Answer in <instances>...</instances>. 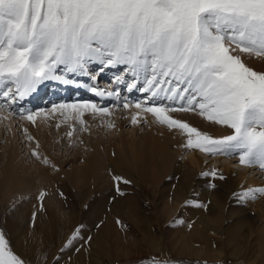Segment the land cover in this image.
Instances as JSON below:
<instances>
[{"label":"snow or ice","instance_id":"snow-or-ice-1","mask_svg":"<svg viewBox=\"0 0 264 264\" xmlns=\"http://www.w3.org/2000/svg\"><path fill=\"white\" fill-rule=\"evenodd\" d=\"M238 52L264 57V0H0L4 97H23L45 80L69 83L55 74L60 65L81 74L90 62L125 65L132 77H143L146 86L141 91L179 104L165 107L153 101L151 107L137 103V109L169 128L183 130L188 147L212 154L238 153L241 164L264 169V72L248 67ZM116 79L123 82L119 75ZM135 87L132 83L129 90ZM60 107L78 114L81 110L108 114L107 108L94 104ZM197 109L199 115L233 133L213 139L167 115ZM137 116L133 115V124ZM24 118L35 122L31 114ZM210 175L215 177L216 172ZM117 192L124 194L119 186ZM255 192L264 193V188L244 196ZM0 264H23L2 233Z\"/></svg>","mask_w":264,"mask_h":264},{"label":"rangeland","instance_id":"rangeland-1","mask_svg":"<svg viewBox=\"0 0 264 264\" xmlns=\"http://www.w3.org/2000/svg\"><path fill=\"white\" fill-rule=\"evenodd\" d=\"M238 54L248 67L257 72H264V57L242 52H238ZM123 66L125 67V65ZM60 68L62 70L63 65H60ZM109 68L111 67L107 69ZM126 68L123 69V72H119V76L124 72L126 74ZM55 74L60 75L59 73ZM129 74L122 75V77H124L123 80L129 78L130 84L137 83L136 81L141 79V77L134 78ZM117 76L114 75L116 81ZM65 77L70 78L68 75H65ZM47 81L41 83L40 89ZM13 90L15 89L13 88ZM133 92L134 90L131 91V93ZM146 99L148 98L145 97L143 101ZM168 102L156 105L179 107L175 103L169 104ZM72 103L69 102L63 105H72ZM22 104H25V102ZM61 105L37 108L22 116H15L10 110H4L7 107H1L3 111H0V114L4 115L2 117H6L4 112H9L13 117L20 154L16 162L26 164L29 171H34L36 164L41 162L44 170L49 171L50 178L56 179L60 176L62 181H59V183L57 181L58 185L54 188V191L50 186L40 191L39 197L35 200L32 193H27L18 199L7 201L10 202V205L6 202L0 203V233L4 235L8 248L23 264H142L147 261L185 260V252H181L179 246L177 247L175 236L180 234V226L191 222L189 221V214L198 207L195 206L194 199L191 203L188 201L181 202L182 210L173 214L172 210L165 206L164 201L169 200L172 204L176 203L188 191L189 183H192V176L189 174L176 173V167L188 158L189 149H192L203 158L204 167L199 172V177L210 179V183L206 182V185L210 188L214 186L212 185L213 181H220V177H223L224 183L230 186L229 189H231L236 183L235 179L238 177L237 172L240 169L249 171L247 176H254L256 179L264 181V169L254 168V165L252 167L241 164L240 160H236L239 157L238 153L223 156L219 153L212 154L201 151L196 147H188L189 137L187 133L179 128H169L167 125L159 123L151 113H145L146 116L138 119L137 123L132 124L131 121H126L128 116L125 117L124 105L101 108L97 106L98 109L107 108L108 114L99 111L93 112L92 110H81L82 114H78L71 109L60 107ZM112 109L115 112L117 111L115 115ZM28 114L36 117L34 123L42 128V132L46 136L44 141L48 142V156L58 162L56 169L50 166L49 163L44 162L43 153L37 147L35 136H32L37 134L38 128L34 125H32L34 128L31 127L30 123L32 121L24 118ZM167 115L181 122H186L189 126L212 138L219 137L220 139L233 133V130L227 128V126L214 122H212L213 125L218 126V129L223 133L212 134L207 133V130L204 131L206 124L212 123L199 115L198 109L196 111H186L185 115L182 111L168 112ZM36 120L39 122H36ZM40 135L41 133H39ZM155 136L161 142L170 145L171 148L174 141L177 145H180V143L186 145L185 149L179 146L170 149L172 152L170 153L171 159L164 165L167 169L156 180L150 176L151 167L159 169L160 165L163 164L157 161L155 154L157 150L149 142V139ZM115 138L125 141L123 147L117 149L113 157L121 167L122 172H111L108 179H104L106 181L104 185L96 183L95 198H78V192L69 183L68 175L65 174L71 172L77 166H83L94 153L96 145H105ZM192 138L195 139V137ZM12 143L15 144L8 135H5L4 140L0 141V173L5 168L4 165L8 159V152ZM33 150L35 152L39 150L38 157L32 154ZM178 151L184 153L178 154ZM215 158H221V160H215ZM225 163L231 164L235 172L221 174L224 169L219 165ZM167 164H169V167ZM205 165L209 167H205ZM125 169L130 171L129 175L125 174ZM213 171L216 172L215 177L210 175ZM57 173H60V175H57ZM203 173H209V175H203ZM117 176L121 177L122 180L116 181L114 177ZM146 179L155 182L149 184ZM123 180L130 181V183L125 184ZM117 186L124 193L123 195L117 192ZM236 190L238 191L234 187L231 193L234 197L243 196L242 193H238ZM41 193H43V197H41ZM257 194L261 197L264 195L261 192H257ZM3 204L6 206V210ZM197 204L205 205L200 199ZM233 208L234 203L228 206V212L232 211ZM230 223L228 221V224ZM177 231L179 232L177 233ZM110 232H112L110 235L111 240L112 235L117 236L126 246L124 244L118 247L113 246V248L110 246L107 247V251L104 250L99 244L98 237L101 234H109ZM74 235L76 238L72 239ZM70 239L72 240L71 244L68 243ZM207 260L212 261L208 258ZM225 264H234V260H228Z\"/></svg>","mask_w":264,"mask_h":264},{"label":"bare ground","instance_id":"bare-ground-1","mask_svg":"<svg viewBox=\"0 0 264 264\" xmlns=\"http://www.w3.org/2000/svg\"><path fill=\"white\" fill-rule=\"evenodd\" d=\"M127 73L129 72L126 71V74ZM126 74L124 72L120 76L122 77V75H126ZM60 76H63L65 79H67L70 82V80L67 77H65V75H60ZM53 81L58 82L61 80H53ZM139 81L140 79L136 82L139 83ZM40 85L41 83L36 87L35 90L24 95L26 97H29L30 101L28 102L30 104H31L30 97L40 89L39 87ZM13 88L15 89V86H13ZM55 89L56 88H54V90ZM129 91L131 90H129L128 87V92ZM89 103L99 106L98 102H87V101L74 102L72 103V105H83ZM0 109L2 108L0 107ZM113 110L114 109H112V112ZM116 112L113 114L115 115ZM4 114L7 117V119H2V116L4 115L0 114V141L4 140L5 135H8L9 137H11L12 142L14 141L15 144L12 143L11 147L9 146L10 149L8 152L9 153L8 159L4 165L5 167L4 170L0 173V203L6 202V204H9L10 202L8 203L7 201H13L15 199L22 197L24 194L27 193H32L35 200L39 197L40 191L45 190V188L49 186L54 191V188L58 185L59 181L62 182L60 176H58L59 178L56 179L50 178L48 174L49 171L44 170V168L41 166V162L36 164L34 171H29L26 164H22V163L18 164V162H16L20 155L17 146L19 145L16 138L17 132L13 124V119H12L13 117L11 116V114L9 112H4ZM125 114H126L125 117L128 116V119H126L127 122L128 120L132 122L133 115L138 114L137 119H141L143 116H146L145 112H142L139 109H137L135 105H130L128 108H125ZM179 114L181 115L180 112ZM193 117L192 119L195 120ZM36 122L39 121L36 120ZM30 124L31 127L34 128L35 126L36 128H38L37 134H33L32 136H35L36 138L35 142L37 144V147H39L43 153L44 161L47 160V163H49L50 166L56 169L58 162L56 160L54 161L53 159H51V157L48 156L49 153L47 147L48 142L44 141L46 136L45 134H43L42 128L38 127L34 122H31ZM207 124H206V128L204 129L202 128L204 131L207 130L206 131L207 133H212V134L218 132L223 133L218 129V126L213 125L214 123L212 124L207 123ZM39 133H41L40 135L41 137L39 136ZM213 139H219V137H214ZM149 142L152 145H154L157 150L155 152L157 161L163 164L162 166L160 165L159 169L151 167L150 176L152 179L156 180V178L161 173L165 172V169H167L164 167V165L171 159L170 153L172 152L170 151V149L172 150L176 146L185 149L186 145L184 143H180V145H177L176 143H174L175 142L174 141L173 142L174 144L172 143V148H171L170 145H168L165 142H161L160 139L157 138L156 136L151 137L149 139ZM124 144L125 141L123 139L115 138L114 140L107 142L105 145H101V144L96 145L94 153H92V155L86 160L83 166H77L75 169H72L71 172L65 174L68 175L67 178L69 183L78 192L77 193L78 198L81 197L84 199L95 198L94 192L96 191V185H97L96 183H98V185L99 184L104 185L106 182L104 179L107 180L111 172L114 171L119 173L122 172L121 167L118 165L117 161L113 157L115 156L114 153L116 152V150L122 148ZM179 153H184V152L178 151V154ZM187 156L188 158L185 157L187 159L176 167V173L177 174L187 173L190 176H192V183H189L188 191H186L185 195L180 198L179 200L180 202L177 201L176 203L172 204L169 202V200L164 201L165 206L171 209L173 214H176V212H180L182 210L181 202L188 201L189 203H191L192 200L194 199V203L196 205L197 201L200 199L201 202H203L206 205V207H200V208L198 207L195 210L193 208L194 211H192L189 214L190 215L189 221L191 222L186 223L183 226H180V234L179 235L177 234L175 236L176 238L175 243L177 247L179 246L181 252H185L186 255L185 260L178 259L171 261H147L142 264H214V263L225 264V262L228 260H234V264H264V195L261 197L258 196L257 192H255L254 196H248V197L244 196V193L246 192L255 189L264 188V181H260L259 179H256L254 176L249 177L247 176L249 171L240 169L237 172L238 177H236L235 179L236 183H234L231 189H229L230 186L224 183V179L223 180L221 179L220 181L217 182L213 181L212 185L214 186L213 188H210L208 185H206V182L210 183L209 182L210 179L208 180L206 178L199 177V172L202 170V167H204L203 158L200 155H197V153L194 152L192 149L191 150L189 149ZM215 160H221V158L219 159L215 158ZM236 160H239V157L236 158ZM167 165L169 167V164ZM253 165L254 168L259 167V165L256 164H251L250 166L253 167ZM206 166L208 165H205V167ZM219 167H223L224 169V171L221 174H228L230 172H235L231 164H227V163L223 165L220 164ZM129 172L130 171H128V169H125L126 175H129ZM57 175H60V173H57ZM196 176L198 177L196 178ZM146 181L149 184H151V182L152 183L155 182L153 180H147V179ZM234 187H236V189H238V191L237 190L236 191L238 193H242L243 196L234 197V195L231 194ZM233 203H234L233 210L228 212L227 210L228 206ZM3 207L6 210V206L4 204ZM228 221L231 223L228 224ZM178 232L179 231H177V233ZM111 233L112 232H110L109 234H101L100 237H98L100 246L106 251L108 249L107 247L112 246L113 248V246L118 247L124 244V242L122 243V241H120L117 238V236L115 237L114 235H112L113 238L111 240L110 238ZM180 243H181V247H180ZM124 245L126 246V244ZM207 258L212 261H208Z\"/></svg>","mask_w":264,"mask_h":264}]
</instances>
